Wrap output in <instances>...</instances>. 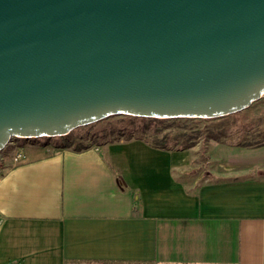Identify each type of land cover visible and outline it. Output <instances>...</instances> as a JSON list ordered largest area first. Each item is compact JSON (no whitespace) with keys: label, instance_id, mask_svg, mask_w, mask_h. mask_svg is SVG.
I'll return each mask as SVG.
<instances>
[{"label":"water","instance_id":"95a60500","mask_svg":"<svg viewBox=\"0 0 264 264\" xmlns=\"http://www.w3.org/2000/svg\"><path fill=\"white\" fill-rule=\"evenodd\" d=\"M264 94V0H0V152L111 115L216 118Z\"/></svg>","mask_w":264,"mask_h":264},{"label":"crops","instance_id":"0c3cea01","mask_svg":"<svg viewBox=\"0 0 264 264\" xmlns=\"http://www.w3.org/2000/svg\"><path fill=\"white\" fill-rule=\"evenodd\" d=\"M38 148L0 176V264H264V146L209 168L142 139Z\"/></svg>","mask_w":264,"mask_h":264},{"label":"rangeland","instance_id":"374dc122","mask_svg":"<svg viewBox=\"0 0 264 264\" xmlns=\"http://www.w3.org/2000/svg\"><path fill=\"white\" fill-rule=\"evenodd\" d=\"M138 117V116H137ZM179 120V121H177ZM169 133L171 137L180 136L169 142L171 149L185 146L183 139L187 135H195L196 144L190 148L196 151V165L201 168L230 165L238 158L248 159L247 151L262 149L264 146V94L250 107L222 117L216 118H167V120L142 121L133 115L116 114L100 121L80 126L63 136H43L37 138L13 137L0 152V176L6 166L19 161L15 156L23 149L24 159L27 149L37 146L38 154H49L58 145L72 141V145L64 147L73 149L77 145L103 147L116 141L142 139L144 141L161 139ZM192 137V136H191ZM147 142V141H146ZM212 163V164H209ZM73 264H157V263H123V262H88Z\"/></svg>","mask_w":264,"mask_h":264},{"label":"trees","instance_id":"16d2710c","mask_svg":"<svg viewBox=\"0 0 264 264\" xmlns=\"http://www.w3.org/2000/svg\"><path fill=\"white\" fill-rule=\"evenodd\" d=\"M136 119H141L142 121H149V124H151L153 121H160V120H167V118H151V117H137L135 116ZM179 121V120H177ZM192 136V137H191ZM187 135L186 138H184L183 140V144L185 146L183 147H180V148H176V149H184V148H190L192 146H194L196 144V138H195V135ZM180 136H174V137H171V135L169 133H167L166 135H164L161 139H159L158 137H155V140H153L152 142L147 140L146 141L152 145V146H155V147H160V148H165V149H171L170 148V145H169V142L171 140H175L176 141V138H178ZM196 141V142H195ZM72 141L70 142H64L63 145H58L59 147L61 148H64V147H69L71 146L72 144ZM264 144V143H263ZM89 148V145H77L75 147V150L77 151H80V150H84V149H87Z\"/></svg>","mask_w":264,"mask_h":264},{"label":"built area","instance_id":"2783aa9c","mask_svg":"<svg viewBox=\"0 0 264 264\" xmlns=\"http://www.w3.org/2000/svg\"><path fill=\"white\" fill-rule=\"evenodd\" d=\"M24 157H25L24 150L21 149V150H19V152H18L17 155L15 156V160H16V161H21V160L24 159Z\"/></svg>","mask_w":264,"mask_h":264}]
</instances>
